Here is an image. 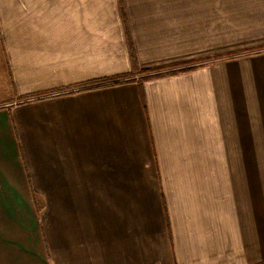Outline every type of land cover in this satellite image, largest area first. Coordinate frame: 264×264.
Instances as JSON below:
<instances>
[{
    "label": "crops",
    "instance_id": "0c3cea01",
    "mask_svg": "<svg viewBox=\"0 0 264 264\" xmlns=\"http://www.w3.org/2000/svg\"><path fill=\"white\" fill-rule=\"evenodd\" d=\"M0 33V264H258L261 205L227 228L184 160H264V52L211 89L178 49L264 46V0H0Z\"/></svg>",
    "mask_w": 264,
    "mask_h": 264
},
{
    "label": "rangeland",
    "instance_id": "374dc122",
    "mask_svg": "<svg viewBox=\"0 0 264 264\" xmlns=\"http://www.w3.org/2000/svg\"><path fill=\"white\" fill-rule=\"evenodd\" d=\"M257 33H226V38H219L217 33H213L211 42L208 46L206 42L199 41L198 47L178 49V57L183 59H194V64L199 68L194 74L188 76V79H193L196 82L202 81V71L209 72L211 89L217 82L218 74L227 77L234 72L231 64L243 63L249 65V55L264 52V46L251 49L250 47H237L238 45L251 46L255 43ZM214 38V39H213ZM2 36L0 33V89L5 90L8 84L10 85V77L8 75L7 64L3 55ZM206 46V47H205ZM255 47V46H254ZM246 48H249L246 50ZM230 50H238L236 60H229L233 55H221L215 57V54L226 53ZM228 59V60H227ZM219 60V61H218ZM190 65V64H189ZM12 97L9 94H2V103L10 101ZM6 100V101H5ZM234 145H222L226 151L227 157L233 156ZM187 159L184 160V166L187 170V175L193 179V183L200 185L203 189L210 186L209 193L217 195L216 199L222 200L225 203V222L227 228L233 227V211L241 210V218L256 213L261 207L264 211V160H249V159H233L223 158L218 152V145L211 144L209 151L201 144H193L187 152ZM188 177V176H187ZM206 191H203L202 194ZM213 199V197H211ZM259 212V211H258ZM218 219L219 229L222 226V217ZM239 217V214H238ZM239 223V218H238ZM258 264H264V254L258 253ZM253 259H247L244 264H250Z\"/></svg>",
    "mask_w": 264,
    "mask_h": 264
}]
</instances>
